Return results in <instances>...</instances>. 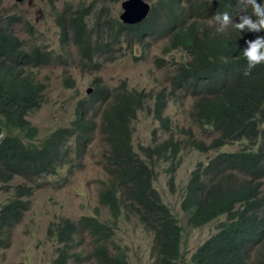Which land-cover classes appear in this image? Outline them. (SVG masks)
<instances>
[{
	"label": "trees",
	"instance_id": "obj_1",
	"mask_svg": "<svg viewBox=\"0 0 264 264\" xmlns=\"http://www.w3.org/2000/svg\"><path fill=\"white\" fill-rule=\"evenodd\" d=\"M181 1L189 4V14ZM261 2L264 0H257V3ZM179 4L182 15L175 14L173 21L167 13L178 9ZM150 11L152 13L145 20L135 25H127L119 18L105 20L102 24L110 22L112 31L116 27L128 29L137 41L143 35L163 37L165 34L168 36L165 50L185 54L181 60L173 58L169 84L184 97H191V122L201 127L205 137L212 138L208 143L193 139L191 126L184 127L180 129L186 135L182 147L194 144L203 152H216L191 170L183 187L180 207L187 213V224L193 228L225 217L215 232L192 252L191 263L264 264V63L244 75L247 61L243 56L245 41L264 36V31L240 32L231 25L224 32L217 31L212 17L228 12L234 22H238V16L242 14L240 0H158L151 5ZM162 13H166L165 18H160ZM248 13L251 14L250 7ZM66 25L71 27L74 35L73 44L85 45L84 33L86 31L90 38V29L84 16L73 14L70 24ZM7 44L14 45L15 42L10 40ZM5 46L6 43L0 40V115L8 118L10 126L7 129L15 127L25 131L26 136H34L37 128L30 127L26 117L39 106L43 85L31 72L19 71L7 62L15 57L8 54ZM85 47L81 57L93 61L91 42L88 41ZM31 48L34 62L40 63L45 53L36 46ZM121 89L123 91L109 100L96 98L93 92L78 101L73 126L54 131L42 141L41 151L27 149L15 137L0 141V182L7 184L14 176H21L30 183L14 185L12 197L0 205V250L9 245L11 229L27 210L32 187L41 186L43 175L50 181L59 167L69 160L63 158L65 152L59 151L56 137L61 134L67 139L74 137L73 149L68 148L81 157L90 141L88 131L91 127L83 118L99 117L107 147L101 159L107 180L101 181L99 201L107 207L110 221L85 215L74 226L71 219L62 218L49 226V234L54 233L58 241L63 240L66 244L82 243L87 235L98 264H126L124 255L117 252L120 245L114 232L120 218L135 219L151 235L152 259L149 264H177L182 226L153 185L156 165L143 161L130 139L131 119L136 110L144 106L146 94L126 91L125 85ZM164 90L166 94H155L152 112L160 127L169 126L174 132L171 121L162 116L166 98L172 92L166 87ZM232 143L238 144L239 149H222ZM148 146H141L140 150L150 160L153 156L170 158L169 174L173 177L178 164L174 160L179 151L178 143L172 139L154 138ZM32 153L34 155L30 156ZM110 245L114 246V252ZM57 257L55 264L67 261L61 254Z\"/></svg>",
	"mask_w": 264,
	"mask_h": 264
},
{
	"label": "rangeland",
	"instance_id": "obj_2",
	"mask_svg": "<svg viewBox=\"0 0 264 264\" xmlns=\"http://www.w3.org/2000/svg\"><path fill=\"white\" fill-rule=\"evenodd\" d=\"M121 1L125 0L118 2L108 0L104 2L99 0H0V15L20 13L23 21L27 17L31 18L30 23H34L47 41L55 46L59 42V37L56 26L50 20L51 12L58 11L67 4L74 8L79 2L91 10L86 17V22L92 31L91 53L97 66L90 70L83 69L82 65L86 60L79 58L74 59L64 68L57 67L55 64L58 63L54 62L34 67L32 75L44 85V88L40 105L30 111L26 118L37 128L38 134L35 141H39L56 128L72 126L71 122L76 119L77 102L89 94L87 87L105 86L111 97L122 91L120 84L124 80L130 92L150 93L151 98L145 101V105L151 104L155 94H166V90L162 91L164 87L168 92L172 90L169 92V102L163 115L172 120L174 134L170 136L172 131L169 128L160 127L152 111L148 110L149 107L144 106L138 108L135 117L132 118V144L138 148L139 145L152 144L154 138L157 140L172 139L178 143L179 151L174 159L178 164L173 177L167 172L169 166L167 160L159 161L154 168V186L158 188L162 201L169 206L182 226V240L177 264H192L190 260L192 252L211 233L215 232L225 217L220 216L201 227L189 226L187 214L180 207L182 191L191 170L198 163H205L215 154L216 150L203 152L194 144L182 147L186 137L180 132L183 126L185 128L191 126L193 139L208 143L212 138L205 137L201 127L191 122L188 114L192 104L191 97H184L181 91L173 90L169 84L173 73L172 60L173 58L183 59L185 57L183 51L172 53L165 50V46L168 45V36L165 34H163L164 38L143 35L137 41L132 38L128 29L116 27L112 31L106 25L103 26L102 23L105 20L118 19L122 10ZM145 1L153 5L158 0ZM183 5L189 14V4L184 2ZM150 34L155 33L150 32ZM27 40L34 45L37 41L29 33H27ZM98 42V47H95ZM121 52L124 54L120 55ZM154 131H156L155 135ZM89 135L90 141L84 155L81 158H73L71 161L72 171L65 174L59 172L50 181L45 178L43 180L45 184L33 191L21 221L11 229L9 245L0 250V264H52V258L58 253V244L54 239L49 238L47 233L49 226L62 218L74 220V217L82 214H93L102 220L110 221L107 210L98 203L101 181L107 179L101 164L102 154L107 147L102 141L103 134H100L98 125ZM222 149L234 151L239 149V145L227 144ZM170 180L173 186L168 185ZM22 182L30 185L19 176H15L7 184L0 182V205L12 197L13 186ZM58 184L61 185L60 188L57 187ZM5 186L9 188H4ZM262 190L264 193V185ZM114 236L120 243V249L117 252L124 255L126 264L150 263L152 259L151 235L140 224H137L135 219L120 218ZM73 251L79 254L81 245ZM67 263L95 264L93 259L80 262L70 259Z\"/></svg>",
	"mask_w": 264,
	"mask_h": 264
},
{
	"label": "clouds",
	"instance_id": "obj_3",
	"mask_svg": "<svg viewBox=\"0 0 264 264\" xmlns=\"http://www.w3.org/2000/svg\"><path fill=\"white\" fill-rule=\"evenodd\" d=\"M16 1H19V0H16ZM53 1H56V0H53ZM99 1L104 2L105 0H99ZM108 1L118 2L119 0H108ZM178 1H180V0H178ZM210 2H211V0H210ZM180 3H183V1H181ZM240 4H241V12L240 13H242V14H239L238 22H234L233 16L230 15L228 12L217 13L212 17L214 24L217 25V31L224 32L230 25L233 26L236 30H238L240 32L259 33V32L264 31V3H262V2L257 3V0H240ZM249 7L251 8V14L248 13ZM150 8H151V4H150ZM180 8H181V5L179 4L178 9H175L172 12L167 13L169 15V18L173 20L175 18V14H177V16H178L180 14V12H179ZM84 10H87V12H84ZM90 11L91 10L89 7L84 6L83 4H81L79 2V4H76V7H74V8H72L71 5L67 4V6H62L61 9H58V11L51 12V19L50 20L53 21V24L56 26L57 31H58L59 42H58L57 46L49 43L47 41V38H45L42 35L40 29L38 27H36L34 23H32V24L30 23L32 21L31 18L27 17L23 21L22 15H20V13L19 14L10 13L8 15H3V17L0 18V40L2 42L6 43V46L4 47V49L8 52V54L11 55L12 57H15L14 59H9L7 62L11 65H15V67L19 71L22 69L24 72H27V73L31 72L32 73V70L34 67L49 65L52 62L58 63V64H55L57 67L64 68L65 66H68V64L70 65L74 59L77 60L80 58V60H81L82 58H84L86 60V58L81 57V55L84 53V50L86 48L85 46L88 43V41L91 42V51H92V48H93L92 31L90 30V38H88L87 32L85 31L84 36L87 39V42L82 47H78L75 44H73L72 40H74V35H73V33H71V27L67 26L66 24H70V21L72 19L73 14H82V16H84L85 21H86V17L90 14ZM120 13H119V15H120ZM150 13H152V12L149 11L148 15H150ZM165 14L166 13H162L160 18H165ZM44 18L47 19L46 17H44ZM118 18H119V16H118ZM145 19H143V20H145ZM119 20H120V18H119ZM21 21H23V23ZM99 22L100 21H98V23ZM136 24H138V23H136ZM109 25H110V22L106 25L107 28H109ZM127 25H130V24H127ZM132 25H135V24H132ZM88 30H89V26H88ZM27 33L34 36V38L37 40L35 45L30 44L28 42ZM10 40H13L15 42V44L14 45L7 44L8 41H10ZM245 43H246V47L243 49V56H244L245 60L247 61V70L245 71L244 75H249L252 68H254L255 66H257L259 64L264 63V36H257L253 40L245 41ZM98 44H99V42L95 45V47H98ZM32 46H36L38 50L45 53L42 55V57H44V59L40 63L36 64V62H34V53H33L32 48H31ZM105 47L108 49V47L106 45H105ZM71 50H72V52H71ZM123 54H124V52L120 53V55H123ZM91 56H92V53H91ZM93 61H94V57H93ZM93 61L92 60H86L85 63L86 62L87 63H86V65L84 63L82 65V68L87 69V70L94 69V67L97 66V64L95 63V61L93 64ZM34 64L36 66H34ZM33 78H34V76H33ZM38 82H40V81H38ZM124 85H125V90L130 92V90L127 89L126 82L124 80H122V83L120 84V88H122ZM43 88H44V85H43ZM43 88H42V92H43ZM87 88H88L87 93L95 92L96 94L94 97H96V98L109 99V97H110V95H109L110 93L105 86L95 85V87H92V88L87 87ZM88 91H90V92H88ZM122 91H123V89H122ZM103 94H105L104 97H102ZM144 96H145V101L147 99L151 98L150 93H146V95H144ZM166 99H167V104H168L169 98H166ZM145 101H144V106L149 107L148 110L152 111L151 105L155 101V95L152 97L151 104L145 105ZM167 104H166V106H167ZM144 106H142V108ZM166 106H165V108H166ZM37 107H35V108H37ZM190 107H189V109H190ZM165 108H163V110H162V116H163V118L169 119L172 123V120L170 119V117H166L163 115ZM152 113L154 114V112H152ZM188 114H189V112H188ZM28 115H29V113H28ZM76 116H77V113H76ZM154 117H155L156 121L158 122V118L155 116V114H154ZM83 119L85 121L89 122L91 125V127L88 131L89 139H90V135H89L90 132H94L97 125H98L100 134H103L102 141L104 143L106 133H105V130H104V127L101 123L100 118L99 117H94V118L86 117ZM74 121L75 120H73L71 122V125ZM9 126L10 125L8 124V118H6L3 115H0V141L6 140L7 138L15 137V138H18L20 140V142L23 144V146H25L27 149L35 150V151H41L43 146H44L42 141L44 139L48 138L54 131L60 129V127L56 128V129H54V131L52 133H50L46 137L41 138L39 141H35V138L38 134V130H36V134L34 136H26L24 134L25 131L15 129V127H11L9 129H7ZM130 126H131V129L133 130L132 119L130 122ZM30 127H35V126L31 124ZM69 127L70 126H68V128ZM65 128H67V127H65ZM167 128L170 129L169 126ZM182 128H184V126ZM170 130L172 131V129H170ZM56 138H57V142H58L57 146H58L59 151L65 152V155L63 158L68 157L69 160L65 164L60 166L58 169V172L55 174H59V172H62L63 174L69 173L70 171H72V163H71L72 159L73 158H81L82 156L77 157L68 148V147H71V149H73L74 143H75L74 137L67 139L64 134H61L60 136H58ZM130 139H131V143H132V134H131ZM88 144H89V142H88ZM148 145H150V143L147 145H139L138 148H135L132 144L134 150L136 152H138L140 158L143 161H145L147 164L154 166L159 161H165V159L156 158L155 156H153L151 158V160L149 158H147L141 152L140 147L141 146L150 147ZM32 155H34V153L30 154V156H32ZM167 164L170 165L168 159H167ZM64 168L66 170H63ZM169 169L170 168L168 166V168H167L168 174H169ZM19 177H21V176H19ZM42 177L45 179V175H43ZM154 179H155V175H154L153 181H152L153 185H154ZM44 184L45 183H42L41 186H39V187H42V185H44ZM168 185L173 186V182H172V185H170V182ZM39 187H32L31 194L33 193L34 190L38 189ZM57 187L60 188L61 185L58 184ZM102 187L103 186H101V188ZM101 188H100V190H101ZM156 189L160 193L158 188H156ZM100 190H99V192H100ZM99 192H98V203L107 210V207L105 205H102L99 201ZM160 195H161V193H160ZM30 196L31 195H29V197ZM29 197H28V199H29ZM107 212H108V210H107ZM184 213H186V212H184ZM91 215H93V214H91ZM83 216H85V214L74 217V220H71L70 223H72L74 226H76L77 221L82 219ZM96 217L99 218L98 216H96ZM124 219H126V218H124ZM47 236L49 238L54 239L55 242L58 244V247H57L58 253L52 258V264H55L54 261H55V259L58 258L57 257L58 254L63 255L67 259V261L64 264H68L67 262L70 259H73L76 262L91 261L93 259L95 264H98L97 260L94 258L93 254L91 252V244L89 243V240H90L89 236L86 235L82 243L71 242L68 244H66V242L63 240L58 241V238L54 233L49 234V230H48ZM112 241L115 243L113 238H112ZM80 245H81V251L79 254H77L73 250L76 249ZM113 248H114V246L110 245V249L113 250V252H114L115 248L114 249Z\"/></svg>",
	"mask_w": 264,
	"mask_h": 264
},
{
	"label": "water",
	"instance_id": "obj_4",
	"mask_svg": "<svg viewBox=\"0 0 264 264\" xmlns=\"http://www.w3.org/2000/svg\"><path fill=\"white\" fill-rule=\"evenodd\" d=\"M121 7L119 18L123 23L130 25L141 22L150 11V4L145 0H125Z\"/></svg>",
	"mask_w": 264,
	"mask_h": 264
}]
</instances>
